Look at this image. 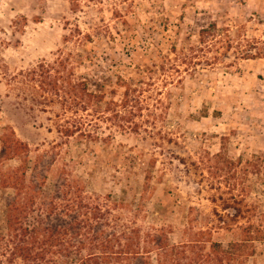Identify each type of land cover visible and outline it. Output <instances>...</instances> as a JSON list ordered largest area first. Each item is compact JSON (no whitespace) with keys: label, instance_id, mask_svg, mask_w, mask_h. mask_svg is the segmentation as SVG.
<instances>
[{"label":"rangeland","instance_id":"rangeland-1","mask_svg":"<svg viewBox=\"0 0 264 264\" xmlns=\"http://www.w3.org/2000/svg\"><path fill=\"white\" fill-rule=\"evenodd\" d=\"M15 189L29 225L52 201L144 246L247 241L264 264V0H0L5 238Z\"/></svg>","mask_w":264,"mask_h":264},{"label":"trees","instance_id":"trees-1","mask_svg":"<svg viewBox=\"0 0 264 264\" xmlns=\"http://www.w3.org/2000/svg\"><path fill=\"white\" fill-rule=\"evenodd\" d=\"M29 194L15 189L13 195L4 199L8 238L4 234L0 235V251L3 252L0 256L7 254L12 260H20V264H52L47 259L48 254L69 258L72 252H77L79 257L73 264H99L124 258L132 259L133 264H151L152 252L156 253L157 264H174L176 260L185 257L187 250L192 249L193 256L188 264H207L213 259L215 264H243L244 259L254 252L249 248L251 246H247V241H241L230 243L227 247L214 243L208 252L200 254L194 249V244L168 245L162 239L163 234L148 235L146 245H140L137 231L133 236H128L107 229L97 221H79L76 215H81L80 212L75 215L73 207L59 209L52 201L45 205V219L29 225L25 221L31 202ZM46 197L49 198L48 194ZM148 245L149 248L146 247ZM86 249L90 253L82 254ZM10 263L11 260H8L6 264ZM0 264L5 263L0 260Z\"/></svg>","mask_w":264,"mask_h":264}]
</instances>
